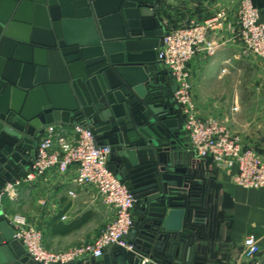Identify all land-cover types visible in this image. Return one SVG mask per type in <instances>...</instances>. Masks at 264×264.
<instances>
[{
  "label": "water",
  "instance_id": "1",
  "mask_svg": "<svg viewBox=\"0 0 264 264\" xmlns=\"http://www.w3.org/2000/svg\"><path fill=\"white\" fill-rule=\"evenodd\" d=\"M161 2L0 0V264H40L15 239L4 191L32 168L52 125L109 146V171L137 200L128 239L139 254L117 249L73 264L193 262L208 191L177 83L159 59Z\"/></svg>",
  "mask_w": 264,
  "mask_h": 264
},
{
  "label": "crops",
  "instance_id": "2",
  "mask_svg": "<svg viewBox=\"0 0 264 264\" xmlns=\"http://www.w3.org/2000/svg\"><path fill=\"white\" fill-rule=\"evenodd\" d=\"M253 1L264 24V0ZM238 3L239 0H162L157 13L165 31L190 21H206L225 14L223 29L208 37L209 42L218 47L213 53L200 51L189 66L196 111L203 120L215 118L223 123L228 120L229 126L225 125L229 132L241 139L244 148L255 150L264 160V98L259 104L262 111L257 114H251L247 108L243 111L245 115L240 107L243 103L253 104L248 94L240 103L239 89L243 77L246 83L252 78L254 65L252 59L243 55L237 37ZM260 74L264 82L262 64ZM182 119L185 126L183 116ZM63 129L66 133L73 131V127ZM198 160L204 161L199 157ZM200 172L205 173V182L210 187L209 208L219 216V223L212 234L207 228L210 238L200 243L198 254L206 255L207 264H264V187L237 185L235 166L213 164L210 168L202 167ZM76 174L75 169L64 175L53 170L34 183L18 188L16 197L6 196V216L10 219L19 214L36 225L43 232L44 246L52 252L92 242L114 219V212L94 189L75 183ZM211 174L218 190L213 191L208 177ZM250 235L257 239L260 253L247 260L243 250Z\"/></svg>",
  "mask_w": 264,
  "mask_h": 264
},
{
  "label": "built area",
  "instance_id": "3",
  "mask_svg": "<svg viewBox=\"0 0 264 264\" xmlns=\"http://www.w3.org/2000/svg\"><path fill=\"white\" fill-rule=\"evenodd\" d=\"M239 38L243 55L256 57L264 62V24L260 11L252 0L240 4ZM225 15L220 14L203 23H192L166 31L159 51L172 78L177 83L175 99L185 120L189 147L201 159L213 158L219 165L237 169L234 181L245 188L264 187V160L252 149L244 148L218 119L203 120L199 117L193 98L190 64L200 51L213 53L218 45L209 42V35H217L224 26ZM64 126L52 125L44 132L38 144L37 159L24 176L8 183L5 194L16 197L17 189L34 183L50 171L67 174L75 169V183L94 189L114 212V219L92 241L63 252H52L43 243V232L21 215H13L9 221L15 230V239L26 248L29 256L40 264H73L84 259H95L111 254L117 249L138 255L129 242V235L136 225L137 200L108 169L111 148L107 145L96 148L92 134L73 127L71 133ZM71 195L75 193L71 192ZM209 208L208 194L206 196ZM206 218V222H207ZM260 253L257 239L250 235L244 242L243 255L247 260ZM145 258L143 264L150 263Z\"/></svg>",
  "mask_w": 264,
  "mask_h": 264
},
{
  "label": "rangeland",
  "instance_id": "4",
  "mask_svg": "<svg viewBox=\"0 0 264 264\" xmlns=\"http://www.w3.org/2000/svg\"><path fill=\"white\" fill-rule=\"evenodd\" d=\"M241 1L242 0H239V3H238V11H237V26H238V33H237V37L239 38V33H240V26H239V18H240V4H241ZM253 1V0H252ZM253 3H254V5H255V2L253 1ZM256 6V5H255ZM224 14V13H223ZM225 15V14H224ZM204 21H196V23H203ZM190 23H192V21H190V22H188V23H185V24H182L181 26L179 25L178 27H175L174 29H177V28H179V27H182V26H185V25H188V24H190ZM170 30H172V29H170V28H168L167 29V31H170ZM239 40H240V38H239ZM240 42H241V40H240ZM241 44H242V42H241ZM242 52H243V49H242ZM250 59H252V63H253V65H254V67H253V75H252V78H251V76H248V78L250 77L251 79H249L248 81H247V83H246V80L244 79L245 77H243V79H242V84H241V87H240V89H239V99H240V103H241V101H242V97L244 98V96H245V94H248V97L250 98V99H252L253 100V104L252 105H245V103H243V104H241V110H242V113H246V112H243L244 111V109H249V110H251L252 111V113L251 114H257V113H259V112H261L262 111V106L261 105H259L260 104V102L261 103H263L262 101L263 100H261V99H263L264 98V82H263V80H262V78H261V74H260V67H261V64L262 65H264V62L263 61H261L260 59H258V58H256V57H251ZM191 73V72H190ZM191 80H192V75H191ZM247 84V85H246ZM246 85V86H245ZM229 108V106L227 107V109ZM233 108V107H232ZM226 114H228V113H226ZM251 114H248V115H251ZM246 115V114H245ZM226 116V115H225ZM220 121V123H221V125L223 126V127H225L228 131H229V129L227 128V126L225 125V123H227V125L229 126V122H228V120L227 121H225V123H223L221 120H219ZM234 136V135H233ZM235 137H237V136H235ZM238 139H240L239 137H237ZM241 140V139H240ZM242 142V141H241ZM253 150V149H252ZM255 151V150H254ZM256 152V151H255ZM258 154V153H257ZM208 159H210L212 162H213V164H214V166H219V163H216L215 161H214V159L211 157V158H207V159H204V160H208ZM205 175V173L203 174V178L205 177L204 176ZM208 177H210L211 179H212V174H211V176L209 175ZM209 178V179H210ZM207 189V191L209 192V190H210V187H209V185H208V187L206 188ZM17 215H19V214H17ZM195 235V234H194ZM194 243H195V245L196 244H200L201 242L200 241H197L196 239H195V237H194ZM201 251V247L200 248H198L197 249V251H196V253H199ZM196 253H195V255H196ZM194 255V256H195Z\"/></svg>",
  "mask_w": 264,
  "mask_h": 264
},
{
  "label": "trees",
  "instance_id": "5",
  "mask_svg": "<svg viewBox=\"0 0 264 264\" xmlns=\"http://www.w3.org/2000/svg\"><path fill=\"white\" fill-rule=\"evenodd\" d=\"M197 165H200V169H202V167L210 168L213 165V162L210 159L204 160V161L199 160ZM200 169H199V171H200ZM211 181H212L213 191L215 189L218 190L217 184L214 181V177H212ZM212 188H211V190H212ZM205 205H206V199L204 198V205L202 206V210L206 211L205 214H206V218L208 219V221L202 225L196 226V228L193 229L195 231V233H194L195 235H192L195 237V239L197 241H200V242H205L206 240H209V238H210V237H208L209 236V233H208L209 230L211 231V234H212L213 228L218 227V223H219V216L218 215L215 216L216 212L214 213V209L213 208H207V205L206 206ZM134 212H135V216H136V220H137L136 209L134 210ZM207 228H209V230ZM187 264H189V263H187ZM191 264H207L206 255H204V253L203 254L197 253V255H195L193 262Z\"/></svg>",
  "mask_w": 264,
  "mask_h": 264
}]
</instances>
